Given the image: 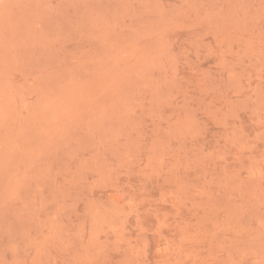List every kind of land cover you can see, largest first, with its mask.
<instances>
[{"label": "rangeland", "instance_id": "obj_1", "mask_svg": "<svg viewBox=\"0 0 264 264\" xmlns=\"http://www.w3.org/2000/svg\"><path fill=\"white\" fill-rule=\"evenodd\" d=\"M0 264H264V0H0Z\"/></svg>", "mask_w": 264, "mask_h": 264}]
</instances>
